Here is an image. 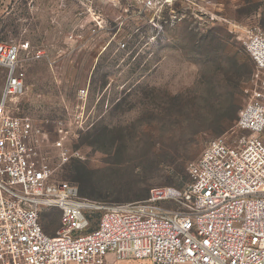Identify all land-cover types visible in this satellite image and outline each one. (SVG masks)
Masks as SVG:
<instances>
[{
    "label": "rangeland",
    "instance_id": "rangeland-1",
    "mask_svg": "<svg viewBox=\"0 0 264 264\" xmlns=\"http://www.w3.org/2000/svg\"><path fill=\"white\" fill-rule=\"evenodd\" d=\"M255 26L264 32V0H0V42L45 50L24 66L11 113L55 179L90 200L182 190L210 141L238 135L225 117L240 105L239 118L260 83L243 44ZM5 79L0 69V93ZM42 221L55 236L60 214Z\"/></svg>",
    "mask_w": 264,
    "mask_h": 264
},
{
    "label": "built area",
    "instance_id": "built-area-1",
    "mask_svg": "<svg viewBox=\"0 0 264 264\" xmlns=\"http://www.w3.org/2000/svg\"><path fill=\"white\" fill-rule=\"evenodd\" d=\"M244 49L256 63L258 87L240 111L237 137L212 140L190 165L191 184L155 187L140 202L82 197L57 181L29 127L10 103L25 92L24 66L45 50L0 42V264H264V32L249 29ZM81 98L86 91H81ZM64 162L69 150L59 141ZM79 156V154H77ZM60 214L55 236L43 219Z\"/></svg>",
    "mask_w": 264,
    "mask_h": 264
},
{
    "label": "trees",
    "instance_id": "trees-1",
    "mask_svg": "<svg viewBox=\"0 0 264 264\" xmlns=\"http://www.w3.org/2000/svg\"><path fill=\"white\" fill-rule=\"evenodd\" d=\"M246 51V50H245ZM232 114L228 115L225 117L226 120H228L229 123L233 124L234 122L237 121V114L239 112V110L241 109V106L240 105H234L232 106ZM80 191V190H79ZM81 194V193H80ZM150 194V193H149ZM82 196V195H81ZM84 197V196H82ZM86 198V197H85ZM88 199V198H87ZM94 201V200H93ZM100 202V201H98ZM108 203H116V202H108ZM45 228V227H44Z\"/></svg>",
    "mask_w": 264,
    "mask_h": 264
}]
</instances>
